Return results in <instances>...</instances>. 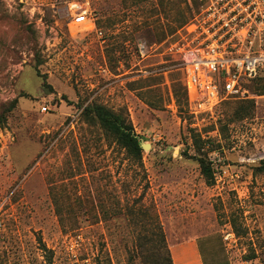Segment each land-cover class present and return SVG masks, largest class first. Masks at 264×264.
<instances>
[{
	"label": "rangeland",
	"instance_id": "1",
	"mask_svg": "<svg viewBox=\"0 0 264 264\" xmlns=\"http://www.w3.org/2000/svg\"><path fill=\"white\" fill-rule=\"evenodd\" d=\"M195 12L191 0H0L1 112L13 107L0 126V264H147L155 213L168 246L197 239L205 264H264V74L241 99L256 100L252 117L235 120L237 100L192 114L165 48ZM92 103L127 112L149 145L144 168L88 124ZM197 135L212 185L191 158Z\"/></svg>",
	"mask_w": 264,
	"mask_h": 264
},
{
	"label": "built area",
	"instance_id": "2",
	"mask_svg": "<svg viewBox=\"0 0 264 264\" xmlns=\"http://www.w3.org/2000/svg\"><path fill=\"white\" fill-rule=\"evenodd\" d=\"M197 2L193 18L169 37L165 48L166 54L178 57L196 116L213 113L229 98L246 99V85L264 74V0ZM90 21L96 28L95 19Z\"/></svg>",
	"mask_w": 264,
	"mask_h": 264
},
{
	"label": "trees",
	"instance_id": "3",
	"mask_svg": "<svg viewBox=\"0 0 264 264\" xmlns=\"http://www.w3.org/2000/svg\"><path fill=\"white\" fill-rule=\"evenodd\" d=\"M191 1L197 9V0ZM191 17L193 16L191 15ZM183 18V26L190 19H192L186 17L184 13ZM259 78L260 77L254 81L261 80ZM176 92L178 93L177 86ZM185 92L188 101L186 88ZM256 93L257 96H264V85L257 87ZM230 100H237L234 111L235 120L243 121L254 115L257 107V102L255 99L241 100L229 98L225 101L228 102ZM12 109L13 107H9L7 111L1 112L0 106V126H5L7 122L6 112H10ZM84 116L89 125L99 126L104 131L106 138L111 144H115L120 149L124 150L129 159L135 161L138 167L144 168L143 149L141 147L140 136L137 134L126 111H114L105 105L92 103L84 110ZM193 147L195 153L191 158H195L198 161L201 168V173L206 179V182L210 185L214 184V169L208 158V151H205L206 141H204L200 135L194 136ZM185 156H189L188 153H185ZM143 198H145V195H143ZM58 210L61 213V209L59 207ZM144 216L146 218H143V221L146 223V225H153L154 228L153 231L143 236L144 241L140 245V247H142V249L144 248L145 250V258L148 259L151 257L147 264H175L171 248L168 246L165 232L159 221L158 215L155 213L152 215L145 214ZM60 221L64 223L66 219L64 217H60ZM234 226L236 227L238 235H241L235 220ZM146 248L150 249L146 250ZM146 251L149 252L147 253ZM142 254H144L143 251ZM255 257L256 256L254 254L251 259H254Z\"/></svg>",
	"mask_w": 264,
	"mask_h": 264
},
{
	"label": "crops",
	"instance_id": "4",
	"mask_svg": "<svg viewBox=\"0 0 264 264\" xmlns=\"http://www.w3.org/2000/svg\"><path fill=\"white\" fill-rule=\"evenodd\" d=\"M170 248L175 264H205L197 239H190ZM214 264L219 263L216 261Z\"/></svg>",
	"mask_w": 264,
	"mask_h": 264
},
{
	"label": "water",
	"instance_id": "5",
	"mask_svg": "<svg viewBox=\"0 0 264 264\" xmlns=\"http://www.w3.org/2000/svg\"><path fill=\"white\" fill-rule=\"evenodd\" d=\"M141 147L143 150H147L149 148V145L141 142Z\"/></svg>",
	"mask_w": 264,
	"mask_h": 264
}]
</instances>
